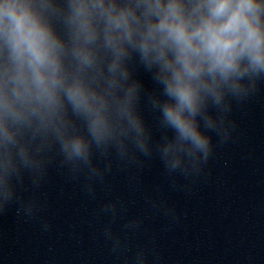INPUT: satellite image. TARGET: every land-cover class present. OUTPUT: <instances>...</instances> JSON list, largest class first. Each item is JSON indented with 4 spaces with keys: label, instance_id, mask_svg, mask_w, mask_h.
<instances>
[{
    "label": "clouds",
    "instance_id": "obj_1",
    "mask_svg": "<svg viewBox=\"0 0 264 264\" xmlns=\"http://www.w3.org/2000/svg\"><path fill=\"white\" fill-rule=\"evenodd\" d=\"M262 89L264 0H0V216L14 209L49 232L52 168L93 200L114 167L138 181L152 160L190 190L236 139L234 110ZM153 193L146 204L179 222L159 184ZM125 208L97 209L110 253L159 264L155 234L130 245L144 218L117 226Z\"/></svg>",
    "mask_w": 264,
    "mask_h": 264
}]
</instances>
